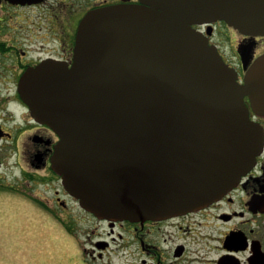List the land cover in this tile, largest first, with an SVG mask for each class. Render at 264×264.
<instances>
[{"label": "water", "instance_id": "obj_1", "mask_svg": "<svg viewBox=\"0 0 264 264\" xmlns=\"http://www.w3.org/2000/svg\"><path fill=\"white\" fill-rule=\"evenodd\" d=\"M264 35V0H140L89 10L70 67L42 63L23 99L58 135L52 169L101 219L162 218L208 205L255 163L264 53L243 81L192 25Z\"/></svg>", "mask_w": 264, "mask_h": 264}, {"label": "flooded vegetation", "instance_id": "obj_2", "mask_svg": "<svg viewBox=\"0 0 264 264\" xmlns=\"http://www.w3.org/2000/svg\"><path fill=\"white\" fill-rule=\"evenodd\" d=\"M140 0H0V196L11 210L54 228L82 264H264V142L255 163L219 199L186 212L146 220L101 219L82 208L52 169L59 140L32 115L23 85L34 93L42 63L70 67L76 29L91 9ZM193 27L216 46L243 81L264 53V35L224 21ZM249 117L264 132V115L247 97ZM12 207V208H10Z\"/></svg>", "mask_w": 264, "mask_h": 264}, {"label": "rangeland", "instance_id": "obj_3", "mask_svg": "<svg viewBox=\"0 0 264 264\" xmlns=\"http://www.w3.org/2000/svg\"><path fill=\"white\" fill-rule=\"evenodd\" d=\"M3 203L0 196V264H82L56 229L39 226L38 216Z\"/></svg>", "mask_w": 264, "mask_h": 264}]
</instances>
